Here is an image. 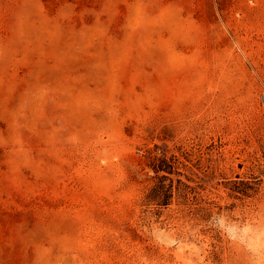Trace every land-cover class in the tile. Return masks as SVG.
<instances>
[{
	"label": "rangeland",
	"instance_id": "374dc122",
	"mask_svg": "<svg viewBox=\"0 0 264 264\" xmlns=\"http://www.w3.org/2000/svg\"><path fill=\"white\" fill-rule=\"evenodd\" d=\"M256 237L264 0H0V264H254Z\"/></svg>",
	"mask_w": 264,
	"mask_h": 264
},
{
	"label": "clouds",
	"instance_id": "9594fccd",
	"mask_svg": "<svg viewBox=\"0 0 264 264\" xmlns=\"http://www.w3.org/2000/svg\"><path fill=\"white\" fill-rule=\"evenodd\" d=\"M250 250L256 254L257 258L254 264H264V254L261 253V249L264 248V240L256 237L254 241L249 245Z\"/></svg>",
	"mask_w": 264,
	"mask_h": 264
}]
</instances>
